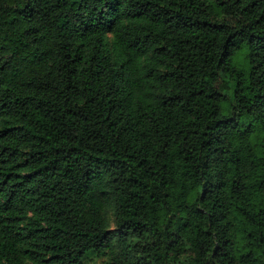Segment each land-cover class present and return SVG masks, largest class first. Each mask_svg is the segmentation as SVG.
<instances>
[{
	"label": "trees",
	"instance_id": "16d2710c",
	"mask_svg": "<svg viewBox=\"0 0 264 264\" xmlns=\"http://www.w3.org/2000/svg\"><path fill=\"white\" fill-rule=\"evenodd\" d=\"M89 254L264 264V0H0V264Z\"/></svg>",
	"mask_w": 264,
	"mask_h": 264
},
{
	"label": "rangeland",
	"instance_id": "374dc122",
	"mask_svg": "<svg viewBox=\"0 0 264 264\" xmlns=\"http://www.w3.org/2000/svg\"><path fill=\"white\" fill-rule=\"evenodd\" d=\"M246 49V46H242V49L236 54L235 56V62L238 65H241L243 63V58H242V51ZM113 227V224H112ZM108 261V254L103 255L102 257H96L93 254H89L86 259L84 260L83 264H98L100 262Z\"/></svg>",
	"mask_w": 264,
	"mask_h": 264
}]
</instances>
